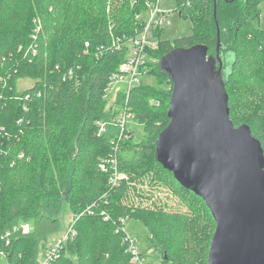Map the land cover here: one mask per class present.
I'll use <instances>...</instances> for the list:
<instances>
[{"label": "trees", "instance_id": "trees-1", "mask_svg": "<svg viewBox=\"0 0 264 264\" xmlns=\"http://www.w3.org/2000/svg\"><path fill=\"white\" fill-rule=\"evenodd\" d=\"M262 1L175 0L179 16L191 19L192 34L172 42L157 31L158 48L150 52L155 61L145 70L157 86L142 82L128 98L117 94L116 105L122 110L127 98L134 121L147 131L133 144L130 135L121 136L118 111L106 96L129 51L111 46L143 30L137 16L147 10L146 1L0 0V249L7 264H39L40 253L61 231L64 202L76 235L50 264H134L123 219L140 221L148 230L150 246L143 256L154 250L160 264H208L216 223L205 202L155 157L157 139L170 122L173 90L161 60L175 48L198 44L215 54L216 12L224 68L232 69L226 85L230 118L235 126L247 124L264 149ZM22 78L34 85L19 92ZM151 95L154 106L148 105ZM112 156L125 174L116 187L100 168ZM158 182L180 197L178 208L126 202Z\"/></svg>", "mask_w": 264, "mask_h": 264}, {"label": "water", "instance_id": "water-1", "mask_svg": "<svg viewBox=\"0 0 264 264\" xmlns=\"http://www.w3.org/2000/svg\"><path fill=\"white\" fill-rule=\"evenodd\" d=\"M215 23V54L198 44L161 60L173 90L155 157L216 223L208 264H264V149L247 124L230 118L232 69L224 68L216 12Z\"/></svg>", "mask_w": 264, "mask_h": 264}, {"label": "built area", "instance_id": "built-area-1", "mask_svg": "<svg viewBox=\"0 0 264 264\" xmlns=\"http://www.w3.org/2000/svg\"><path fill=\"white\" fill-rule=\"evenodd\" d=\"M147 10L138 15L137 18L141 24H144L143 30L135 37L129 38L125 41L115 40L111 46L112 50H119L124 47H128V56L126 61L120 66L118 71L111 76V83L107 89L110 94L115 90L116 84H121L123 88L120 91L123 92L127 98L131 90L142 83L140 77L147 75L146 63L149 61H155L150 52L155 51L158 48L159 40L156 36V32L163 30V27L168 23V13L160 8V0H145ZM145 14H148L147 17ZM145 15V19L143 16ZM85 48L89 49V43H85ZM72 74V71H70ZM108 95V94H107ZM117 97V94H116ZM123 106L120 115L118 116V122L122 126L121 136L127 137L129 134L130 120L134 121L133 114L129 107ZM157 105L159 103L157 102ZM115 152L118 151V146L114 147ZM111 166V168L109 167ZM100 168L103 172L109 173V185L116 187L119 182L124 178V175L118 170L117 157L112 156L109 160L102 161ZM124 224L127 223L126 219H123ZM24 232H29L30 226H22ZM76 235L75 230L70 226V229L62 240L57 241L54 246H50L48 249L43 250L39 255V264H50L58 257L62 244L65 243L69 237ZM8 236V234H7ZM127 252L131 256V260L134 264H160L158 260L151 263L148 261L151 259L148 256H143L142 251L137 247L136 241L126 232ZM8 244V243H7ZM0 261H6L5 251L0 249ZM7 264V262H6Z\"/></svg>", "mask_w": 264, "mask_h": 264}, {"label": "rangeland", "instance_id": "rangeland-1", "mask_svg": "<svg viewBox=\"0 0 264 264\" xmlns=\"http://www.w3.org/2000/svg\"><path fill=\"white\" fill-rule=\"evenodd\" d=\"M160 8L163 11L169 12L168 23L163 27L161 39L174 42L176 39L188 37L192 34V21L190 18H182L179 16V12L176 10L177 4L175 0H160ZM259 9L261 10L259 16L260 28L264 30V0L259 5ZM225 13L226 12H224V15H220L222 22L224 20ZM145 15L147 17L148 14ZM145 15L143 16L144 19H145ZM140 81L144 82L145 84H149L153 87H156L158 83L157 78L154 75L152 76L149 74L142 75L140 77ZM162 81H163L162 84H164V86L167 89H169L170 85L165 80ZM165 83H167V85ZM33 85L34 83L32 81L22 78L18 80L17 83L18 91L22 92L24 90L30 89L33 87ZM119 88H123L122 85L116 84L115 90L110 94L108 93V95L106 96L109 107L113 106L114 109L118 111V113H116V116H119L121 112V107L116 105V102L118 101L116 94L121 92L120 91L121 89ZM147 100L149 102L148 105L154 106V98L152 97V95L149 96ZM155 108L157 107L155 106ZM157 120L161 121V118ZM129 130L130 131L128 136L130 135L129 137L131 138L130 142L132 141L133 144H139L142 141L143 137L147 135L145 125L140 124L139 122L136 121L130 120ZM126 202H128L131 206L146 205L148 206V208L151 209L157 208L159 206L165 207L168 205L178 208V206H180L181 199L177 194L173 193V191L169 187H167L166 184L158 182V185L153 186L151 189L138 190L137 194H132V196H130ZM195 207L198 208L196 205ZM182 209L188 210L189 208L187 205H185L184 207H182ZM73 219H74V215L70 211L68 203L64 202L62 208V214L60 216L61 231L50 239V246H54L57 241L62 240V238L65 235H67ZM24 225H28V224H22L21 228ZM125 230L136 241L139 250H141L142 252L148 250L150 246V243L148 241V230L140 221L128 220V222L125 225ZM148 255L151 258L148 261L149 263H151V260L153 262H155V260L161 261L160 257L154 250H150ZM0 264H6V261H0Z\"/></svg>", "mask_w": 264, "mask_h": 264}, {"label": "crops", "instance_id": "crops-1", "mask_svg": "<svg viewBox=\"0 0 264 264\" xmlns=\"http://www.w3.org/2000/svg\"><path fill=\"white\" fill-rule=\"evenodd\" d=\"M128 234H129V233H128ZM53 236H54V235H53ZM53 236H52V237H53ZM140 251H141V250H140Z\"/></svg>", "mask_w": 264, "mask_h": 264}]
</instances>
